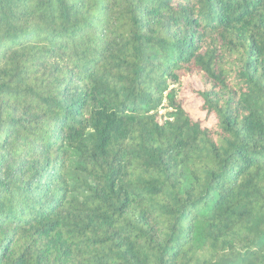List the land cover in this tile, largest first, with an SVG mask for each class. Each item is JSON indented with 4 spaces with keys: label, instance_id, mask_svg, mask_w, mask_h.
Here are the masks:
<instances>
[{
    "label": "trees",
    "instance_id": "trees-1",
    "mask_svg": "<svg viewBox=\"0 0 264 264\" xmlns=\"http://www.w3.org/2000/svg\"><path fill=\"white\" fill-rule=\"evenodd\" d=\"M0 264H264V0H0Z\"/></svg>",
    "mask_w": 264,
    "mask_h": 264
},
{
    "label": "rangeland",
    "instance_id": "rangeland-1",
    "mask_svg": "<svg viewBox=\"0 0 264 264\" xmlns=\"http://www.w3.org/2000/svg\"><path fill=\"white\" fill-rule=\"evenodd\" d=\"M191 81V84L192 85H194L195 83H194V81H192V80H190ZM182 94H184L185 95V97H189L190 98V96H191V93H190V91L189 90H186V92L185 93H182ZM187 108L189 109V110H191L192 111V109H191V107L188 105L187 106ZM160 113H164V111L163 110H161V112Z\"/></svg>",
    "mask_w": 264,
    "mask_h": 264
}]
</instances>
